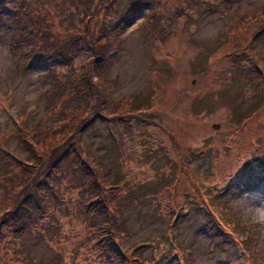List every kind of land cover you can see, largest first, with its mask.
Returning <instances> with one entry per match:
<instances>
[{"label":"rangeland","instance_id":"rangeland-1","mask_svg":"<svg viewBox=\"0 0 264 264\" xmlns=\"http://www.w3.org/2000/svg\"><path fill=\"white\" fill-rule=\"evenodd\" d=\"M99 3L6 0L0 12V146L6 143L5 149L21 160H13L16 175L0 162V175L6 171L11 179L3 178L0 201L9 208L21 206L12 196L30 195L35 201V186L43 181L51 185V191L43 190L45 202L52 196L57 205L45 208L44 203L42 222L50 225L43 231L26 222L22 230L15 226L0 235V264L6 259L8 264H251L248 260L264 259V179L233 183L253 155L264 161V0H116L103 21ZM129 11L135 12L132 24L122 23L115 39L112 31L108 35L115 26L112 18ZM31 20L45 26L44 36L49 25L62 36L84 30L91 39L97 31L108 35L99 38L98 47L105 58L100 66L109 68L112 100L118 111L127 98L136 106L127 120L112 108L103 110L106 119H96L81 134L82 149L100 163V188L110 186L123 195L114 214L126 230L119 248L100 251L90 240L98 217L94 213L89 223V213L83 212L87 203L105 197L97 198L93 187L80 190L83 169H72L71 158L61 172L52 169L70 138L64 128L57 129L56 111L46 110L58 96L43 76L56 64L45 61L33 68L16 51ZM110 41L117 53L104 47ZM82 50L79 63L97 52L88 44ZM117 115L121 119L113 118ZM0 158L4 161L1 151ZM221 206L241 236L238 218L260 228V251H236L220 230H214L216 242L210 240L212 227L217 229L213 219L224 215L214 208ZM35 209L33 217L41 213ZM107 218L100 213V224ZM10 237L15 245L7 255L3 247Z\"/></svg>","mask_w":264,"mask_h":264},{"label":"trees","instance_id":"trees-1","mask_svg":"<svg viewBox=\"0 0 264 264\" xmlns=\"http://www.w3.org/2000/svg\"><path fill=\"white\" fill-rule=\"evenodd\" d=\"M238 1L239 0H233V2ZM5 2L6 0H0V12L4 11ZM113 2L114 4L112 6ZM99 5L100 10L103 9L102 13H100V20L103 21L107 19L104 15L105 9H109V11H111L112 9V11L114 12V9L116 8V0H100ZM134 13L129 11V13L118 18V20L117 17L112 18L113 22H115V26L109 30L108 35L112 31V35L115 39L117 36L116 34L119 33L120 25L122 23H126V27L133 22L132 16ZM96 21L97 23L99 22L98 18L96 19ZM43 28H45V26L39 25L34 20H31L30 23L26 25L25 31L21 38L25 40L22 42L18 41L17 45L15 46L18 54L30 59V65H36L37 63L41 65L45 61H49L52 63L54 62L56 64V67L54 69L52 66V68L43 76L44 80L52 86L51 90L55 95L58 96V100L56 99L57 101L54 102L51 106L49 105L46 110L54 112L56 111L55 125L57 126L58 130L64 128V134L69 136L70 142H68V146L65 147L64 150H62L61 153L54 158L52 169L60 171V168H63V164L65 163L68 155H72L71 159L69 160L73 163L72 169H74V167L80 166L84 171L83 180L80 182L81 185H79L80 190L84 192V190L93 187L97 193V198L102 199L105 197L102 202H100L99 200L87 203V210L83 212L89 213V223L93 218V214L97 213L95 216L98 217V221L93 225V230L89 235L90 240H92V243L96 247H98V250L100 251L119 248L124 244L126 238V230L123 227V222L114 217L117 208H120L121 206V193L116 188H109L110 186H107L106 188H100V179L96 177V173H98L100 177L101 168L98 167L100 163L96 162L94 157H92V154H90V152L87 151L86 148L82 149L81 133L88 127H91L96 119H106L103 118V110L112 108L113 111L110 112H115V114H123V119L127 120L128 118H131L133 116L128 113H134L132 112V109H134L136 106L132 107L133 105H129V99L127 98L126 101L122 103V106L118 111V103H114L112 100L113 90L108 80L109 74L107 75L109 68H106L104 66L102 68V66H100V61L105 60V58L102 56L103 49H100L99 51L98 47L99 38H105L108 35H102L100 37V32L97 31V35L91 39L88 32L84 30L82 34L68 35L70 32H66V36H62L61 34L55 32V28L53 26L49 25L48 27H46V31L49 33L44 36V31L42 30ZM98 30L100 29L98 28ZM78 37L80 39L76 40ZM104 42L106 41H103V43ZM87 44L90 48L94 47L97 52L89 59H86L82 63H79L80 61L76 60L79 55L78 52H84L86 49H82L86 48ZM26 46L29 48V50L23 52L22 50ZM100 47H102V45H100ZM104 47H112L111 52L117 53L115 45L112 41H110V44H107ZM98 66L100 67V71L98 70ZM101 71H103L102 76L104 74V78L101 81L105 86L99 83L101 82L100 79L102 78H100ZM113 118L121 119L118 117V115L114 116ZM53 127L54 125H52V128ZM31 145L35 146V144ZM5 147L6 143L4 147L0 146V151L4 156V161H2V158H0V162H2L4 170H6L7 172H11L14 170L13 174L16 175L17 172L16 169L13 168V165L15 166L13 160L15 159L19 162H21V160L19 156L18 158L14 157L15 153L13 151L10 152L9 150L5 149ZM53 150H55V148H53ZM53 150L51 151V154ZM254 156L255 155H253L252 159L246 162L242 169L238 172V174H236L235 178L238 177V179L235 182L233 181V183H243V181H253L255 183L260 181L259 177L264 179V161H262V157L256 158ZM53 157L54 156H52V158ZM8 164L9 167L5 168V166ZM26 165L31 164L27 163ZM6 171L5 174L0 175V191L1 189H3V187H5L2 186L3 178H7L6 180H11L9 178V175L5 176L7 174ZM48 175L49 173L47 174V176ZM232 178L234 179V177ZM30 180L31 179L29 178V181ZM36 180L37 179H34L33 182H35ZM68 180L72 184V179ZM96 183H98L97 186H95ZM18 187L20 191L23 190L20 184L18 185ZM35 190H37L35 192H38V198L35 199V201L30 195L24 196L23 198L22 195L14 198L12 196L11 200H21V206H17L16 208H9L7 207L8 204L6 205L3 201H0V235L3 233H5V235H9L10 232L8 230L11 231V229L15 226H18L20 231L24 228V225H26L24 223L26 222H28L27 224H29L30 227L33 228V230H36L38 232L43 231L46 225H50L48 222L50 220H47L45 224L42 221L45 219L46 214V211H44L43 209L44 203L47 205L45 206V208H57V205L54 204L56 200L52 202V196H50V201L45 202L47 198H45V193L43 192V190H45L46 192L51 191V185L40 181L37 182ZM20 191L18 192L20 193ZM100 192H102L103 195ZM5 197L8 198L6 196V193ZM7 200L5 202H7ZM99 202L100 206H97ZM40 203L42 204V206L40 205ZM61 207L62 206L59 204L58 208ZM31 208H34L36 212L37 210L35 208H39L41 211L39 216L33 217L34 210H32ZM207 209L208 208H205L204 210L206 212L208 211L209 215L213 217L211 212ZM214 211L215 214H220V212H222L224 215H217L219 216V221L214 217V219L212 218L214 220V223H216L217 229H215V227H212V231L208 235L212 237L210 240L215 241L217 236L213 234L214 230H216V232H219L218 230H220L226 235L223 236L224 238H231L234 241V249H237L236 251L240 250L247 253H255V251H257L258 249L260 251L259 246L262 247V245H258L256 242L257 237H259L258 233L260 231V228H255L254 224L238 218L236 219V224L242 222L240 226V232L242 234L241 236L237 233L235 228L232 227V225L229 223V220H227V216L228 218H230L229 216L232 215H230L229 213L226 214V208H223L221 206V208H214ZM100 213L108 215L106 221L101 224ZM76 216L78 218V213L76 214ZM28 217L29 219H26ZM79 217H83L81 212L79 214ZM49 218L50 216L47 219ZM5 235H2V238H4ZM9 239L10 240H7L8 242H6L3 247L7 255H10L11 247L15 245L14 243H12V237H10ZM220 239L225 242L223 238ZM252 249L254 250L252 251ZM231 253L235 252L231 251ZM248 261L251 264H264L263 258L257 259V262H255V260ZM8 262L9 260L6 259L5 264H8Z\"/></svg>","mask_w":264,"mask_h":264},{"label":"bare ground","instance_id":"bare-ground-1","mask_svg":"<svg viewBox=\"0 0 264 264\" xmlns=\"http://www.w3.org/2000/svg\"><path fill=\"white\" fill-rule=\"evenodd\" d=\"M41 67H43V65L40 66L39 63H37L36 65L33 66V68H41Z\"/></svg>","mask_w":264,"mask_h":264},{"label":"water","instance_id":"water-1","mask_svg":"<svg viewBox=\"0 0 264 264\" xmlns=\"http://www.w3.org/2000/svg\"><path fill=\"white\" fill-rule=\"evenodd\" d=\"M212 127H213L214 129H218V128H219V124H213Z\"/></svg>","mask_w":264,"mask_h":264}]
</instances>
